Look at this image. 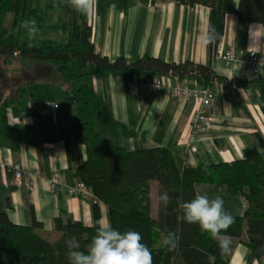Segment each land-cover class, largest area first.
Returning a JSON list of instances; mask_svg holds the SVG:
<instances>
[{
    "label": "crops",
    "instance_id": "1",
    "mask_svg": "<svg viewBox=\"0 0 264 264\" xmlns=\"http://www.w3.org/2000/svg\"><path fill=\"white\" fill-rule=\"evenodd\" d=\"M51 1L61 2L62 9L52 21L57 27L50 30L60 33L57 41L67 42L82 14L68 0H31L29 4L37 6ZM210 13L206 6H186L172 0H96L93 14L87 18L93 28L96 51L111 60L153 56L170 63L191 61L206 65L213 56L209 45L200 42V33L209 26ZM241 30L236 15H227L220 44L247 55L249 35L242 39ZM18 67L17 62L0 59V69L6 70L9 80L12 79L0 98V210L16 225L32 226L37 220L42 225L41 233L51 239L57 236L56 218L63 222L73 219L92 227L93 202L67 192L79 181L75 170L86 161L87 151L73 122L74 107L68 102L66 88L57 82H31L21 101L2 106L17 94ZM212 67L228 79L237 76L223 63L212 60ZM150 78L151 74L143 72L85 78L101 97L96 129L102 137L130 151L167 148L181 170L232 162L242 159L248 148L262 149L264 114L249 101L247 91H239L242 100H229L221 83H211L208 87L212 104L207 108L210 124L192 134L190 122L197 101L149 94L142 85ZM173 81L167 78V83ZM49 101L58 102L59 108L49 110ZM14 166L23 172L19 183L11 170ZM55 173L60 175V183L52 191ZM202 185L209 186L206 191L210 198L220 196L224 200L226 212L243 215L242 197L229 196L223 189L206 183L196 184L195 190ZM150 187L151 213L157 219L159 185L151 182ZM99 208L100 220L111 225L109 207L101 202ZM222 259L227 264H264V260L254 257L236 240H232L231 251L223 254Z\"/></svg>",
    "mask_w": 264,
    "mask_h": 264
},
{
    "label": "trees",
    "instance_id": "2",
    "mask_svg": "<svg viewBox=\"0 0 264 264\" xmlns=\"http://www.w3.org/2000/svg\"><path fill=\"white\" fill-rule=\"evenodd\" d=\"M30 1L0 0V59L6 63L17 62L18 76H15L20 84L16 96L6 99L2 106L21 101L31 82L51 81L65 86L68 102L74 107L73 122L86 145L87 159L76 168L75 175L95 195L94 226L56 218L57 236L51 239L41 233L42 225L37 220L32 226L16 225L0 210V264H70L65 242L75 237L81 245L80 250L86 251L96 235L101 202L110 209L112 228L141 234V242L152 252L153 264H227L222 259L218 242L209 233L201 231L198 224L177 221V215L182 214L179 203L194 199L198 183L212 184L229 196L242 197V202H246L244 213L232 215L235 223L225 234L247 247L254 257L264 260L263 138H260L262 149L248 148L242 159L181 170L167 148L130 151L102 137L96 129L101 97L85 82L90 75L135 72L192 82L199 87L219 82L225 88L227 99L240 101L239 91L245 90L249 93V101L264 114V73L251 79L238 76L228 79L214 71L213 57L206 65L191 61L170 63L153 56L132 61L123 56L111 60L96 51L92 42L93 28L84 15L67 42L38 40L39 33L57 27L52 21L61 12L62 4L51 1L34 6ZM172 1L210 8L209 26L219 34L216 42L209 45L212 56L224 34L227 15H236L244 40L251 24L264 25V0ZM10 14L14 15L12 24L7 19ZM25 20L36 21L39 31L32 38L20 27ZM0 75L4 85L12 80L6 70L0 69ZM151 182L158 183L159 195L167 192L171 198L167 206L159 203L157 219L151 213ZM169 231L180 237L179 247L174 251L162 244V237Z\"/></svg>",
    "mask_w": 264,
    "mask_h": 264
},
{
    "label": "clouds",
    "instance_id": "3",
    "mask_svg": "<svg viewBox=\"0 0 264 264\" xmlns=\"http://www.w3.org/2000/svg\"><path fill=\"white\" fill-rule=\"evenodd\" d=\"M68 3L77 13L91 17L96 0H68ZM20 27L26 30L29 38L34 37L39 31L35 20H25ZM218 35L215 28L208 26L200 33V42L204 46L211 45L216 42ZM248 35V54L253 56L259 54L261 57L257 66L259 71L264 69V25H250ZM252 77L250 74L249 79ZM208 187L200 186L194 199L179 203L182 214L177 215V221L198 224L201 231L209 233L218 242L221 254H228L231 251L232 239L225 233L235 223V218L224 210V200L220 196L209 197L206 191ZM157 199L164 206L171 202L167 192L158 195ZM97 225L96 235L88 244L86 251L80 250L81 245L75 237L65 242L70 264H153L152 252L141 242L142 236L139 232L133 230L121 232L104 220L97 221ZM179 241L180 237L174 231H169L162 237V244L169 251L176 250Z\"/></svg>",
    "mask_w": 264,
    "mask_h": 264
},
{
    "label": "built area",
    "instance_id": "4",
    "mask_svg": "<svg viewBox=\"0 0 264 264\" xmlns=\"http://www.w3.org/2000/svg\"><path fill=\"white\" fill-rule=\"evenodd\" d=\"M261 57L259 54L253 56L250 54L240 55L233 48H226L220 43L214 50L213 60L225 64L239 78H249V75L257 76L264 73V69L258 71V64ZM243 62V63H242ZM166 76H152L142 89L149 94H166L178 99L193 98L197 101V107L191 118L190 126L192 134L209 126L211 118L207 112L208 106L212 104V94L208 87H199L192 85L190 82H179L174 80L172 83H167ZM156 84V85H155ZM49 110H57L58 102L49 101L46 103ZM15 182L19 183L23 172L19 166L11 168ZM60 183V175L55 173L51 179L52 191L55 190L57 184ZM33 188V184L31 183ZM69 195L78 196L82 199L94 202L96 200L92 190L82 181H78L75 186L67 188ZM242 208L245 210L246 202H242Z\"/></svg>",
    "mask_w": 264,
    "mask_h": 264
},
{
    "label": "rangeland",
    "instance_id": "5",
    "mask_svg": "<svg viewBox=\"0 0 264 264\" xmlns=\"http://www.w3.org/2000/svg\"><path fill=\"white\" fill-rule=\"evenodd\" d=\"M13 17H14L13 14L8 15V17H7L8 22L10 24H12ZM59 34L60 33H57L56 31L48 29L46 31H43V32L39 33L37 39L38 40H54V41H57L59 39L58 38Z\"/></svg>",
    "mask_w": 264,
    "mask_h": 264
},
{
    "label": "water",
    "instance_id": "6",
    "mask_svg": "<svg viewBox=\"0 0 264 264\" xmlns=\"http://www.w3.org/2000/svg\"><path fill=\"white\" fill-rule=\"evenodd\" d=\"M5 87L7 88V85H4V83L2 82V79H1V75H0V98H3V96H4L2 91Z\"/></svg>",
    "mask_w": 264,
    "mask_h": 264
}]
</instances>
